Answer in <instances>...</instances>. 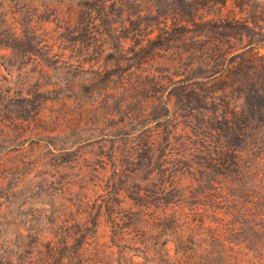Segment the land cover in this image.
Instances as JSON below:
<instances>
[{"label": "rangeland", "instance_id": "1", "mask_svg": "<svg viewBox=\"0 0 264 264\" xmlns=\"http://www.w3.org/2000/svg\"><path fill=\"white\" fill-rule=\"evenodd\" d=\"M261 86L264 0H0V264H264L205 200L234 146L264 195Z\"/></svg>", "mask_w": 264, "mask_h": 264}, {"label": "trees", "instance_id": "2", "mask_svg": "<svg viewBox=\"0 0 264 264\" xmlns=\"http://www.w3.org/2000/svg\"><path fill=\"white\" fill-rule=\"evenodd\" d=\"M99 10L101 16L104 19H106L104 8L102 9L99 8ZM152 41L156 42L157 41L156 37H153ZM256 92H257V96L259 95L260 92H264V86L257 88ZM263 110L264 107L261 108L260 104H258L256 101L254 104H249L246 107L244 106H242L241 108L239 106H235L233 108L230 107L228 110L222 112V115L220 116L222 121H220L219 118H214V120L217 123V126L213 130H215L218 133L219 138H222V132L223 130H225L226 132L225 138L228 139V142L232 141V139L236 141L241 140V138L244 135H247V137L250 136V138L253 139L254 137H256L257 135L256 133L258 132V130H256L254 134L249 135V133L247 132L249 128L248 124H246V128H245L242 122L240 123L238 122L239 120L241 121L242 118H245L246 120L248 113H252V112L258 114L260 117H264ZM258 120L260 124L264 122V118ZM257 129L262 131V127L260 125L258 126ZM211 134H213V132H211ZM255 143L257 145V141ZM224 149H225L224 152H218L219 155L223 158H228L229 156H232L231 160L235 168H238V171L236 174H232V175H228V174L223 175L222 173H220L221 175L225 176V180L221 184L236 185L238 189L233 190L232 192L226 194L225 202L227 203V205H225L224 202L222 201L217 202L209 199L208 195L205 196L206 204L207 205L209 204V206H212L215 210L219 212V215L221 216L219 221H221L222 225L228 230L231 229L235 224H244L249 227V226H253V223H257L258 221L264 222V204L261 203L259 204L255 200L256 198L264 199V195H257V194L255 195L250 190H248L247 185H249V187L252 188L254 184L248 180L250 177L248 176L247 170H245V172H242V175L239 172L241 169L239 165L242 162L243 151L235 148V146L232 148L235 150V153H229L228 150L230 149L229 147ZM261 149L262 147L259 146L256 154L259 153L258 151H260ZM263 149L257 155V157L261 159L262 165L264 164ZM216 160H217V164H215L216 165L215 167H218L220 164V158L218 157ZM215 169L218 171V168ZM258 172H260L259 168L257 169L256 172H254L253 176L256 177ZM239 235H242V237H247L242 234V230H241V234ZM258 250H259V246H257L254 249V252L257 254L258 257L264 259V254L259 253ZM206 255L210 256L208 254ZM203 259H204L203 256H201V258L198 259V261ZM193 261H197V259H193Z\"/></svg>", "mask_w": 264, "mask_h": 264}]
</instances>
